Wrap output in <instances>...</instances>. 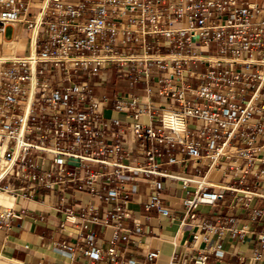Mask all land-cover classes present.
<instances>
[{
	"label": "built area",
	"instance_id": "2783aa9c",
	"mask_svg": "<svg viewBox=\"0 0 264 264\" xmlns=\"http://www.w3.org/2000/svg\"><path fill=\"white\" fill-rule=\"evenodd\" d=\"M30 11L26 0H0V33L18 24L28 33V52L0 65V193L33 200L42 189L72 184L111 205L106 219L118 221L130 216L126 205L137 179L165 177L181 182L182 205L194 218L198 206H214L227 188L161 171L185 162L177 153L208 161V168L225 161V172L240 185L264 175V0H40ZM111 63L134 73L132 84L143 82L147 95L156 75L157 95L166 101L122 96L114 102L116 112L133 119L128 133L144 158L137 165L124 164L130 153L107 142L111 126L125 125L104 119L88 83L75 81L91 65L94 75ZM67 161H74L72 171ZM144 207L168 215L158 193ZM87 213V223L99 224L93 207ZM11 218H18L12 207L0 206V226ZM114 228L107 250L96 247L92 233L84 236L78 250L90 264H131L116 262L114 242L127 243L141 228ZM260 242L264 249V234ZM61 253L72 258L73 248L62 245Z\"/></svg>",
	"mask_w": 264,
	"mask_h": 264
},
{
	"label": "crops",
	"instance_id": "0c3cea01",
	"mask_svg": "<svg viewBox=\"0 0 264 264\" xmlns=\"http://www.w3.org/2000/svg\"><path fill=\"white\" fill-rule=\"evenodd\" d=\"M26 1L31 7L30 13H34L40 0ZM11 46H15L16 57L28 52L25 25L3 28L0 33V56ZM92 70L91 65L87 71L77 73L75 81L88 83L92 97L101 103L100 112L104 119H116L125 125L123 128L111 126L107 142L119 144L123 151L130 153L129 159L122 160L124 164L143 163L142 148L140 144L131 142L128 133L133 119L116 112L113 106L115 100L122 96L137 97L142 102L149 99L164 105L165 99L157 95L156 75L152 78V93L147 95L143 82L132 84L135 74H128L116 64H107L94 75H91ZM140 121L148 123L145 116L140 117ZM176 157L185 162L165 165L161 171L177 177H204L210 183L227 188L222 189L223 198L214 206H198L193 211L194 218H190L182 205L186 192L179 180L154 176L139 178L136 181L137 193L126 205L130 211L129 218L113 221L106 219L111 205L75 190L72 184L64 189L56 186L52 190L42 189L39 197L33 200L7 196L18 218H11L6 225L0 226V264H90L89 259L78 250L86 234L92 233L96 247L107 250L112 246L116 233L114 225L133 230L136 224L141 228L140 234L130 235L127 243L120 239L114 242L119 255L117 263L168 264L175 259L179 264H194L204 256L205 264H264V249L260 242L264 234V175L258 180L249 176L240 185L225 172V161H220L219 168H208V161H189L181 153H177ZM74 166V161H67L69 171ZM48 167L46 163V169ZM91 169L100 171L97 166ZM82 174L79 171L77 176ZM9 182L15 187L18 185L12 181H4L3 184ZM155 183L161 188L157 189ZM188 190H195V185H190ZM154 193H158L160 206L168 211L167 216L160 215L155 209L145 210V204ZM89 207L94 208L99 224L85 221L89 218ZM106 220L108 225L104 224ZM62 245L73 248L72 258L61 253ZM217 246H220L218 251ZM149 253H156V258L148 260ZM257 256L259 258L255 259ZM96 264L109 263L103 260Z\"/></svg>",
	"mask_w": 264,
	"mask_h": 264
},
{
	"label": "bare ground",
	"instance_id": "6f19581e",
	"mask_svg": "<svg viewBox=\"0 0 264 264\" xmlns=\"http://www.w3.org/2000/svg\"><path fill=\"white\" fill-rule=\"evenodd\" d=\"M14 49H15V46H11L10 49L8 51H6V53L4 55L0 56V65L2 63H6V62H9V61H12V60H14L16 58V56L14 55V51H15ZM145 119L147 120L146 116H145ZM0 151H2V149ZM1 195H2V193H0V202H2V198H3ZM4 198H5V201H3L4 206L1 205L2 203L0 204V206H2L5 209H10L11 208L10 207L11 206V200L10 199H6L7 197H4ZM5 206H9V207H5Z\"/></svg>",
	"mask_w": 264,
	"mask_h": 264
},
{
	"label": "rangeland",
	"instance_id": "374dc122",
	"mask_svg": "<svg viewBox=\"0 0 264 264\" xmlns=\"http://www.w3.org/2000/svg\"><path fill=\"white\" fill-rule=\"evenodd\" d=\"M9 34H10V33H8V35H9ZM162 51H164V50H162ZM199 70H200V69H199ZM1 196H2L3 198L1 197V198H2V202H0V204L2 203L1 205L4 206V204H3V201H5V198H4V197H7V196L4 195V194H2ZM6 199H9V198L7 197ZM5 207H9V206H5Z\"/></svg>",
	"mask_w": 264,
	"mask_h": 264
}]
</instances>
